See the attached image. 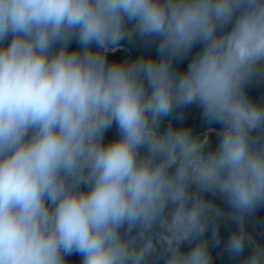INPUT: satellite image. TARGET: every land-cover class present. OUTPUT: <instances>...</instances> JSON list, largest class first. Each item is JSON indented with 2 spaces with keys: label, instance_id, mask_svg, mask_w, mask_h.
I'll list each match as a JSON object with an SVG mask.
<instances>
[{
  "label": "clouds",
  "instance_id": "clouds-1",
  "mask_svg": "<svg viewBox=\"0 0 264 264\" xmlns=\"http://www.w3.org/2000/svg\"><path fill=\"white\" fill-rule=\"evenodd\" d=\"M136 38L157 58L108 60ZM258 78L264 0H0V264H148L158 250L212 264L209 193L234 210L225 251L264 264L245 231L264 205V103L245 91ZM192 105L221 126L214 148L161 130Z\"/></svg>",
  "mask_w": 264,
  "mask_h": 264
},
{
  "label": "trees",
  "instance_id": "trees-1",
  "mask_svg": "<svg viewBox=\"0 0 264 264\" xmlns=\"http://www.w3.org/2000/svg\"><path fill=\"white\" fill-rule=\"evenodd\" d=\"M119 47H122L120 49ZM79 48L78 43L73 40L69 44V49H76ZM153 48L156 52V45H147L139 38L134 39L133 41L129 42L128 40L121 41L118 47L111 48L106 53L108 60L110 62H123L126 60L134 61L140 56L149 57V50ZM115 50V51H114ZM199 50V45L193 48L192 52L189 54L188 57L181 61H176L174 63V67L177 70H184L187 67L191 56L194 55ZM114 51V52H113ZM153 58H157V53H155ZM246 94L254 102L257 103H264V78H258L253 80L251 83L246 85L245 88ZM172 126H182L189 128L192 133L199 137L200 139L204 140L207 137V132L215 129L210 133V136L206 142L207 146L211 149L216 146V143L219 138V132L221 130V126L219 124H210L204 118L202 114V110L197 105H192L186 107L182 110L176 111L174 114L170 115L169 117L163 118L161 123V130H164L166 127ZM118 137V131L116 125L113 124L111 128H109L104 133V140L105 142H109ZM205 198L210 202H215L216 204H222L226 201L217 195L212 194H205ZM259 212L263 222H264V205H261L256 208ZM217 225L219 228V243L215 244L213 242V237L211 234V230L209 229L204 236V239L208 242L209 250L212 257V264H224V259L222 260L221 256V249L222 246L225 248L226 241L231 234V232L236 228V225L227 219H219L217 221ZM191 245L184 243L183 251H186ZM249 249H245V255L248 253ZM227 262L229 260L230 264H239V260L241 258H234L231 257L227 252ZM69 261V264H82V258L78 255L73 253L66 257ZM166 257L158 250L156 254L149 258L148 264H165Z\"/></svg>",
  "mask_w": 264,
  "mask_h": 264
},
{
  "label": "water",
  "instance_id": "water-1",
  "mask_svg": "<svg viewBox=\"0 0 264 264\" xmlns=\"http://www.w3.org/2000/svg\"><path fill=\"white\" fill-rule=\"evenodd\" d=\"M214 130L215 129H212L207 132L205 141L208 140L210 133ZM211 203L222 213L220 219L230 220L228 217L234 214V210L230 207V205H228L227 202L222 204H216L214 202ZM245 231L257 244L264 245V222L256 209L251 210L248 214H246ZM183 246L184 243L180 245L181 251H183Z\"/></svg>",
  "mask_w": 264,
  "mask_h": 264
},
{
  "label": "rangeland",
  "instance_id": "rangeland-1",
  "mask_svg": "<svg viewBox=\"0 0 264 264\" xmlns=\"http://www.w3.org/2000/svg\"><path fill=\"white\" fill-rule=\"evenodd\" d=\"M120 49H122V47H120ZM126 61H128V60H126ZM215 203V202H214ZM222 256H223V259L224 260H227L226 258H227V255H226V251H225V248L222 246ZM225 264H229V260H228V262H225Z\"/></svg>",
  "mask_w": 264,
  "mask_h": 264
},
{
  "label": "built area",
  "instance_id": "built-area-1",
  "mask_svg": "<svg viewBox=\"0 0 264 264\" xmlns=\"http://www.w3.org/2000/svg\"><path fill=\"white\" fill-rule=\"evenodd\" d=\"M115 51V50H114ZM113 51V52H114ZM156 52L154 51V49L153 48H150V50H149V56H153L154 54H155ZM132 61V60H131ZM130 60H129V62H131Z\"/></svg>",
  "mask_w": 264,
  "mask_h": 264
},
{
  "label": "crops",
  "instance_id": "crops-1",
  "mask_svg": "<svg viewBox=\"0 0 264 264\" xmlns=\"http://www.w3.org/2000/svg\"><path fill=\"white\" fill-rule=\"evenodd\" d=\"M223 250L221 249V252H222ZM221 256H222V253H221ZM222 260H223V257H222ZM225 262H227V260H224ZM225 264V263H224ZM230 264V263H229Z\"/></svg>",
  "mask_w": 264,
  "mask_h": 264
}]
</instances>
